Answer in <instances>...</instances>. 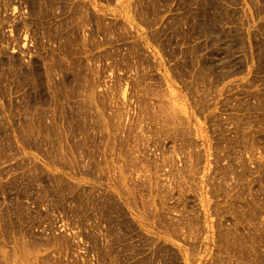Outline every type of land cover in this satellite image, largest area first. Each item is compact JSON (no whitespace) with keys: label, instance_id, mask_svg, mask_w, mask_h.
<instances>
[{"label":"rangeland","instance_id":"obj_1","mask_svg":"<svg viewBox=\"0 0 264 264\" xmlns=\"http://www.w3.org/2000/svg\"><path fill=\"white\" fill-rule=\"evenodd\" d=\"M0 264H264V0H0Z\"/></svg>","mask_w":264,"mask_h":264},{"label":"bare ground","instance_id":"obj_2","mask_svg":"<svg viewBox=\"0 0 264 264\" xmlns=\"http://www.w3.org/2000/svg\"><path fill=\"white\" fill-rule=\"evenodd\" d=\"M253 2V1H252ZM223 41H224V39H222ZM221 54H224V53H221ZM221 63V62H220ZM233 66V65H232ZM207 67V69H209V70H214L215 72H217V71H226V69H229L228 67L226 68V66H221V64H220V66H206ZM24 124L26 125L27 124V121L26 122H24ZM19 137V136H18ZM21 144L23 145V143L21 142Z\"/></svg>","mask_w":264,"mask_h":264}]
</instances>
